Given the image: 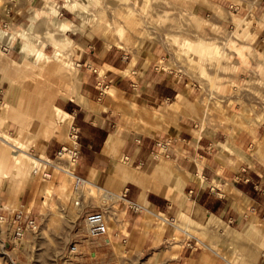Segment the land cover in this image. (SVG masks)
I'll list each match as a JSON object with an SVG mask.
<instances>
[{
    "label": "rangeland",
    "instance_id": "rangeland-1",
    "mask_svg": "<svg viewBox=\"0 0 264 264\" xmlns=\"http://www.w3.org/2000/svg\"><path fill=\"white\" fill-rule=\"evenodd\" d=\"M87 46L127 53L131 62L123 75L130 74L135 61V68L159 74L164 84L175 78L181 95L168 112L189 121L195 138L206 134L224 143L217 145L223 154L217 159L236 173L217 174L209 180V192L222 196L226 191L221 193L217 183L211 189L215 179L223 184L235 175L248 176L250 167L264 176V0H0V264H173L186 244L197 247L195 257L210 250L218 264H244L256 241L250 234L264 236L255 226L237 232L233 224L192 221L205 211L193 203L191 187L179 188L180 174L168 158L160 157L158 174L168 178L166 191L176 205L162 213L165 221L145 214L143 222L148 230L155 226L158 240L166 230L163 242L152 249L130 251L122 238H112L127 235L118 194L90 182L74 189V179L62 188L68 161L57 152L69 146L78 175L79 147L78 137L68 135L73 115L67 113L68 104H61L81 86L85 67L80 55ZM112 92L102 89L106 96ZM123 103L132 131L163 128L154 122L162 118L157 112L148 122L146 110ZM176 127H164L168 137ZM50 143L59 148L45 154ZM195 162L199 168L204 164L202 158ZM45 170L49 178L42 177ZM257 185L262 192L264 178ZM86 204L107 211L110 242L87 235ZM17 208L30 213L38 228L19 241L9 214Z\"/></svg>",
    "mask_w": 264,
    "mask_h": 264
},
{
    "label": "crops",
    "instance_id": "crops-1",
    "mask_svg": "<svg viewBox=\"0 0 264 264\" xmlns=\"http://www.w3.org/2000/svg\"><path fill=\"white\" fill-rule=\"evenodd\" d=\"M88 49L80 55V65L85 67L81 86L76 94L64 99L61 107L64 108L68 104L67 113L76 117L79 129L76 167L78 175L95 188L99 187L119 195L116 198L117 210L123 213L120 221L126 225L127 235L119 232L113 234L112 238L118 242L119 238H122L130 247L129 250L134 252L157 247L165 239L166 230L158 240V235L153 230L155 226L150 225L148 230L143 218L148 210L164 214L170 211L172 205H176V200H169L171 193L166 191L165 182L168 178L158 174L160 157H166L156 148V144L167 140L170 141L166 151L167 160L173 163L180 174L179 188L191 187L190 190L194 192L193 203L199 207V211H205L203 216L198 212L193 218L190 217L192 221L201 225L204 222L210 226H214L217 221L233 224L231 228L237 232H247L255 226L264 236V190L260 192L257 185L263 184L264 176L250 167L248 176L235 175L226 179L223 184L215 179L211 189L213 190V184L217 183L221 193L226 191L222 196L206 189L210 187L209 180L213 181L217 174L226 171L232 174L235 171L231 170L229 164L222 165L217 159H222L223 155L217 145L221 147L224 143L212 140L206 134L195 138L189 132V121L180 119L178 113L171 110L168 112L172 102L178 101V96L181 95L175 78L164 84L160 82L164 78H160L159 74H151L146 68H135V61L132 63L130 74L123 75L122 72L131 62H127V53L105 46L98 49L92 46ZM116 52H120V55ZM100 71H103V75ZM151 75L154 77L151 78ZM102 89H113V94L106 96ZM123 102L135 104L139 111L146 110L148 122L153 120L150 115L157 112L162 118H157L154 122L159 121L163 128L149 133L132 131L123 111ZM170 124L177 126L173 131L176 134L168 137L169 133L164 127ZM56 148H59L57 143H50L44 153L51 154ZM157 150L159 153L155 159L151 152ZM199 158L204 160L200 168L195 162V159ZM122 159H125L126 163L121 164ZM232 159L236 161L237 168V158L234 156ZM204 178L206 185L203 184ZM242 178L249 179L250 182ZM197 179L199 184L195 181ZM248 202L250 205L246 206ZM92 209L96 210V206L86 204L83 207L86 211ZM256 230L253 229L254 232ZM250 235L256 241L252 246L250 258L244 264H261L262 259L264 260V239ZM105 239L107 241L108 237ZM187 245L182 246L173 264H202L206 259L212 264H218V257L212 251H200L197 254L199 256L195 257L197 247ZM223 264L229 263L225 261Z\"/></svg>",
    "mask_w": 264,
    "mask_h": 264
},
{
    "label": "built area",
    "instance_id": "built-area-1",
    "mask_svg": "<svg viewBox=\"0 0 264 264\" xmlns=\"http://www.w3.org/2000/svg\"><path fill=\"white\" fill-rule=\"evenodd\" d=\"M73 119L71 121V124L69 125L68 135L69 136L75 135V140H76L78 137L79 129L75 124H73ZM169 145H170L169 140L161 141L156 144V148L162 151L164 153V156L167 158L168 153L166 151L168 150ZM158 150L155 152H151L153 158L155 159H157V154L159 153ZM77 153L78 152L76 151V158H77ZM58 154L59 152H57V155ZM46 163L50 166H53L54 169H56V166H58L48 161H46ZM37 173H39V170L38 169L34 170V174H37ZM41 175L43 178H49L50 172L45 170V171H42ZM84 180L85 179L82 178L81 176L74 174V189L80 188V185H82ZM9 211H10L9 214L11 215V220H12V225H13L14 239L20 240L28 232H31V233L37 232L38 228H37L35 218L30 213H27L24 208H17L15 210H9ZM83 223L86 229V233L90 238L102 239L104 242L108 243L109 239H107V241L105 239L107 232H108L107 230L108 215L105 209L86 211L83 216ZM71 250L72 252H76L77 246L73 245L71 247Z\"/></svg>",
    "mask_w": 264,
    "mask_h": 264
},
{
    "label": "bare ground",
    "instance_id": "bare-ground-1",
    "mask_svg": "<svg viewBox=\"0 0 264 264\" xmlns=\"http://www.w3.org/2000/svg\"><path fill=\"white\" fill-rule=\"evenodd\" d=\"M72 136H75V135H72ZM68 147L69 146H65L64 150L62 152H60L58 155V156H60V158H63V159L68 161L67 162L68 167L63 172L67 177H66V180H65L62 188L65 186V183L70 182V179H74V173H73L74 168L73 167L75 165V153H71L72 151L69 150ZM83 183L89 184V182L87 180H84ZM148 211L152 212L160 221H165V218L162 217V213H155V212L150 211V210H148ZM16 241H19V240H16Z\"/></svg>",
    "mask_w": 264,
    "mask_h": 264
}]
</instances>
